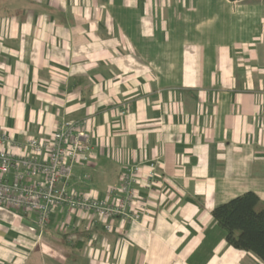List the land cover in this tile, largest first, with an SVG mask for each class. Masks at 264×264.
<instances>
[{
    "label": "crops",
    "instance_id": "obj_1",
    "mask_svg": "<svg viewBox=\"0 0 264 264\" xmlns=\"http://www.w3.org/2000/svg\"><path fill=\"white\" fill-rule=\"evenodd\" d=\"M63 121L95 152L72 186L107 199L143 166L151 215L106 230L60 208L41 228L0 207V264H264L212 216L248 191L264 203V0H0V133Z\"/></svg>",
    "mask_w": 264,
    "mask_h": 264
},
{
    "label": "built area",
    "instance_id": "obj_2",
    "mask_svg": "<svg viewBox=\"0 0 264 264\" xmlns=\"http://www.w3.org/2000/svg\"><path fill=\"white\" fill-rule=\"evenodd\" d=\"M126 113L127 108L120 115ZM94 156L91 133L81 122L63 121L49 138L32 137L24 143L0 133V207L35 214L41 228L60 208L106 230L117 218L141 224L151 215L140 198L143 166L126 168L120 185L108 190L107 199L72 186L75 169L89 167ZM147 169L146 188L152 191L161 184L157 164L151 162ZM84 179L89 180L88 173Z\"/></svg>",
    "mask_w": 264,
    "mask_h": 264
},
{
    "label": "trees",
    "instance_id": "obj_3",
    "mask_svg": "<svg viewBox=\"0 0 264 264\" xmlns=\"http://www.w3.org/2000/svg\"><path fill=\"white\" fill-rule=\"evenodd\" d=\"M212 216L233 248L250 252L264 263V203L248 191L216 206Z\"/></svg>",
    "mask_w": 264,
    "mask_h": 264
},
{
    "label": "rangeland",
    "instance_id": "obj_4",
    "mask_svg": "<svg viewBox=\"0 0 264 264\" xmlns=\"http://www.w3.org/2000/svg\"><path fill=\"white\" fill-rule=\"evenodd\" d=\"M7 228H9V222L5 219V217L0 215V235L4 236V232Z\"/></svg>",
    "mask_w": 264,
    "mask_h": 264
}]
</instances>
